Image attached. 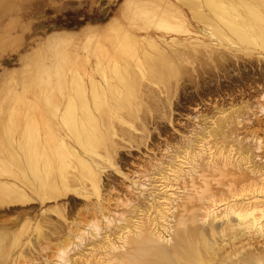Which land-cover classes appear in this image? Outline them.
Returning a JSON list of instances; mask_svg holds the SVG:
<instances>
[{
  "label": "bare ground",
  "instance_id": "1",
  "mask_svg": "<svg viewBox=\"0 0 264 264\" xmlns=\"http://www.w3.org/2000/svg\"><path fill=\"white\" fill-rule=\"evenodd\" d=\"M176 2L189 12L190 18L199 23L209 37L219 43L217 47L222 45L235 51L243 50L245 55L256 51L264 53V0H176ZM164 3L165 0H123L120 9V13L124 16L122 20L113 17L101 26L87 25L78 32L65 29L56 31L21 58L20 76L16 78L15 73L12 72L4 74L0 78V108L3 112L16 118L12 121L5 119L2 120L4 123H0L2 126H0V206L5 203L8 205L6 201L27 202V200H31L29 193L36 195L41 201L52 199L56 204L57 198L65 196V192L72 190L78 195H87L91 192L95 198L93 201H85V203L87 202L92 210L99 209L101 213L100 208L105 207L104 202L108 196L105 197L102 194L105 192L104 189V192H101L100 176L102 174L99 172L103 169L99 168L98 170V166L101 165V161L105 163L104 167L115 166L112 164L114 156L112 155V159L110 153L114 151V145L120 147V142L115 144L118 140L115 141L113 136L122 128L118 127L119 129H117L115 125H124L123 127H125L126 125L130 126L134 118L136 119L134 123L140 120H137V115L140 105L143 104L141 100H144L141 98V94L146 89L150 88L151 92L153 89L147 85L148 82L144 83L143 79H149L156 85L157 83L160 86L162 83L165 85L168 78L180 76L178 73L182 63L187 65L193 63L192 58H189L190 61L187 58L189 52L185 51L186 48L190 49L192 56L193 51L194 55L195 51L196 53L199 50V52L205 50V53L207 51V46H205L206 49H202L204 43L194 40L188 34L180 9H174L176 12L165 10L162 7ZM150 26L173 35L170 38H165L163 35L153 37L147 32ZM135 30L144 33L138 34ZM180 33L187 34L177 36ZM197 47H201V49L197 51ZM217 47H211V49L215 51L218 49ZM220 47L217 51L223 50ZM214 48L216 49L214 50ZM227 49L224 48V50ZM213 51L211 50V53ZM243 51L242 54H244ZM202 52L204 53V51ZM222 52L226 54V51ZM198 54L193 58H196ZM215 54L213 52L212 56ZM205 55L200 54L198 60L208 56ZM228 55L231 54L228 53ZM256 55L259 54L256 53ZM260 56L264 57L263 54ZM214 57L216 58L217 55ZM226 57L228 58V56ZM207 58L209 57L204 58V64H207L205 63ZM198 60L196 61L198 62ZM218 60L217 62H221ZM196 61L194 59V63ZM30 62L36 64L35 71L30 72L31 67H28ZM203 63L202 65H204ZM209 64L213 65L211 62ZM192 65L194 67L196 64ZM189 67L184 69L189 70ZM193 67L190 69H194ZM195 68V70L198 69V67ZM27 72L28 74L30 72V76L33 77L30 82H28V75L24 76ZM186 74L185 76H188ZM190 75L189 77H191ZM189 77L186 78L189 79ZM138 78L144 84L139 86L142 87L139 91L138 85H141V81L138 82ZM171 79L168 80L170 85L172 84V81L169 82ZM18 81L21 83L20 86L22 85L20 90L12 89L11 86H15ZM168 86L169 84L165 87L168 89L170 88ZM161 87L164 88V86ZM142 90L144 91L142 92ZM153 91L157 92L154 89ZM138 94L141 96L140 100H136ZM153 94L158 96L156 93ZM6 96L15 100L16 105L12 106L14 101L9 98L5 99ZM156 97L151 98L152 100L147 99V101L154 100L155 102L158 99ZM3 102L8 104H3ZM246 102L244 101L243 105L246 106ZM151 103L147 106H155ZM158 106L160 105L158 104ZM152 108L149 109L157 111L154 109L155 107ZM256 108L252 109L254 113ZM147 109L145 108V111ZM250 109L248 108L246 113ZM159 110L162 112L161 108ZM259 110L263 111L264 107L262 106ZM238 111V114H242L245 110ZM145 113L143 117H145ZM249 113L248 115H250ZM226 114H224L225 121H221L223 124H226L229 119ZM248 115L243 117L245 121ZM143 117L141 119L145 120ZM238 117V119H234L235 123L238 122L237 120L240 121L241 117ZM130 119V123L127 124ZM256 119L252 118L254 122ZM245 121L243 124L247 126L248 124H245L250 121ZM258 121L256 122L258 123ZM221 122L219 123L222 124ZM227 123L232 125L233 121H231L232 124ZM223 124L222 127L225 128L226 125ZM218 125L216 124V126ZM140 126L142 127V123ZM216 126L215 128L218 129ZM221 131L220 134L223 133ZM120 132V136L126 134L122 129ZM119 134H116V137H119ZM247 134L249 137V132ZM129 135L133 136V134ZM242 139H245L244 135ZM252 141L254 147L249 142L247 145H245L246 142H243L242 146V143L239 142L241 146L239 156L241 160H244L242 163L239 162V159L233 160L228 157L221 150L207 157L204 156L202 139L199 140L195 137L189 138L183 144L182 152L175 151L176 153H172V155L174 154L172 157L165 155L171 157L170 162L169 160L166 162L167 164L164 165L162 163L164 161L152 163V171L149 169V173L146 172L148 175L146 177L149 180L147 178L144 184L143 181H139L141 182L139 183L138 179H131L138 182L141 187L140 195L133 194L140 196L141 199L135 197L132 199V195V200H127L125 197L127 202L120 199L125 205L121 206L118 200L117 208L121 206L124 210L119 211L118 209L115 212L112 209V216H106L103 214L104 212L101 213L98 218L104 220L103 225H100L101 223L97 219L88 223L86 230L90 235L89 243L100 250H94V252H100L101 259L102 256L105 258L102 259L103 261L100 260L109 264H263L264 250L261 253H255L248 249L245 250L244 246L243 250H240L242 247L238 248L236 245L235 251L226 248L229 244L228 241L233 244V241L242 236L246 239L264 238V170L258 169V163L252 161L253 152H255L253 157H256L261 141L258 138H254ZM219 145L222 146V144ZM221 146L219 148H222ZM113 154L115 155V153ZM143 155L151 157L150 154ZM146 156L144 157L148 161ZM213 157L216 159L214 160ZM155 159L153 158V160ZM217 163L220 165L219 168ZM232 168L233 170H231ZM114 169L119 172L118 168ZM201 169H210L213 173L216 171L215 169L223 170L225 174L236 176L233 179L234 183L241 182L245 186L237 188L235 185L236 188H230L232 194L227 193V196L220 200L223 201V211L220 213H217L218 210H215L216 207H214L213 198L216 194H212L208 185L209 172L204 174ZM144 170L147 171V169ZM245 170L248 174H252L249 175L251 179L248 178L247 181H245V176H249L246 175ZM145 171H142V174ZM138 173L140 176L141 171ZM155 173L158 178L156 176L154 179ZM152 175L153 178L150 177ZM143 176L142 179H145ZM150 178L154 183H157V180L160 183L153 184ZM248 180L253 181L249 182ZM135 181L132 183H136ZM87 184L90 187L89 190H87ZM196 185L198 186L196 187ZM174 186L182 187L184 191H174ZM142 190H147L148 194L145 192V195ZM133 191L135 189H132ZM244 191L248 193H244ZM106 193L108 192L106 191ZM200 197L203 200L213 201L204 211L201 206H198ZM2 201L5 203L2 204ZM47 207L49 206L47 205ZM117 211V217L114 218L113 215H116ZM214 220L221 221L219 229L213 225ZM111 223L112 237L109 229ZM53 229L52 231L55 230ZM3 231L0 230L1 234ZM6 231L8 230L4 232ZM10 232H8L9 236ZM17 233L14 230L13 234ZM3 235L7 237V233H3L0 238V264H5V258L9 255L10 250L14 247L17 248L21 243L20 237L13 239L12 237L15 236L13 235L11 237L13 241L9 242L10 238L7 245L4 242H7L6 237ZM41 239L40 241H43ZM27 242L29 241L27 240ZM67 244L70 243H59L52 253L54 258L44 259L43 264H86V261L89 263L90 259L87 260V258L84 262L73 258L75 255H86L81 253L84 245L74 244L76 249L73 254L69 255L65 248ZM18 252V256H23V252L20 250ZM15 259L13 261L16 263L18 259ZM100 260L98 259L99 262ZM102 262L100 264H103ZM95 263L93 262V264ZM17 264L20 263L17 262ZM21 264L36 263L25 258Z\"/></svg>",
  "mask_w": 264,
  "mask_h": 264
},
{
  "label": "rangeland",
  "instance_id": "2",
  "mask_svg": "<svg viewBox=\"0 0 264 264\" xmlns=\"http://www.w3.org/2000/svg\"><path fill=\"white\" fill-rule=\"evenodd\" d=\"M122 1L123 0H0V78L4 74L6 75L12 72L15 73L16 78L20 76L19 70L22 69L21 58L25 54H28L38 43L43 42L48 37V35L53 34L56 31L65 29V30L78 32L87 25L101 26L105 24L106 22H108L113 17H118L122 20V18L124 17L120 13ZM177 3L178 2H176V0H165V3L162 7L165 10L174 11V12H176L174 9L176 8L178 10L180 9L181 14L185 20L184 24L186 26V29L188 30V34L192 36L194 40L204 43L205 45H203L204 47L202 46V49L203 48L206 49L205 46H207V51L208 50L209 51L208 53L207 51L205 53V50H201V52H199L200 50L198 51V49H201V47L200 48L197 47L196 50L198 51L199 54L196 53L195 51V55L198 54V56H196V58H193V56L195 57L194 51H193V56H192L191 54L192 52L190 51V49L186 48L187 49L186 50L184 48L185 51H187V53L188 52L190 53V54L188 53V55L187 53H185L188 56L187 57L188 60L190 61V59L192 58L191 60L193 63H189V64L190 65L196 64V65L193 67V65L190 66L188 64L190 67L194 68L192 70L186 63H182V65L184 64L183 65L184 67L180 65L181 69L189 67V70L188 69L186 70L184 69V70L187 72L188 71L192 72L193 74L191 73V75H190V72L187 73L183 69L182 70L179 69L178 76L179 75L180 76L179 77L176 76L177 78H174V76L170 77L171 74H169L170 76L168 77L173 79V80L171 79L169 82L172 81L171 83L173 85L172 84L170 85V83H168V80L170 78H168L165 81V85L164 83L161 84V86H164V88H162L160 84L158 83L157 85L151 83L149 79L147 80L143 79L144 83L148 82L149 84L147 85L148 86L150 85L149 87L151 88L153 87V89L157 91L155 92L152 89V92H151L149 90L150 88L146 85V87L149 88L148 89L149 92L145 88L147 91L145 90V92H143L144 90H142L143 93L140 91L142 94L139 92V94H141L142 97L138 94L136 97L137 99L135 98L136 100H140L139 97L144 99V100H141V102H143L144 105L141 104L140 102L141 105H140V110L138 111L139 114L137 112L138 114L137 120L139 119L142 120L141 118L143 117L144 113L147 112L145 113V117H143L145 118V120H142V121L139 120L137 121L138 123L137 122L134 123L136 119L134 118V121L133 119L132 121L130 119L129 122H127V124L130 123L131 121L133 122L131 124L132 126L128 125L129 126L128 127L126 125L125 126L126 128L123 127L124 125L123 126L115 125L117 129H119L118 127H122L121 128L122 131L123 132L125 131L124 133H126V134L123 133L124 135L122 134L123 136H120L121 129L119 130V132H117V129H116V132H117L116 134L120 133L119 137H116V134L113 136L114 137L113 139L114 140L116 139L115 141L118 140L115 144H118L120 142V147L119 145L118 147H116L117 145H114V151L110 153V156L112 159H113L112 155L114 156V162H112V164H114L115 166L105 165L106 167H104L105 163H103L102 161L100 163L101 165L98 166V170L99 168L100 169L102 168L104 170V173H102L103 170H100L99 172L102 174V175L100 174L102 177L99 175L101 178L100 180V186L102 187L101 192H104V191L108 192L106 194L105 192L102 193L103 195H105V197L108 196L105 202L103 200L106 208L104 206L100 208L101 213L104 212L103 214L106 216H112L113 210L115 212L118 209L119 211L124 210V208L121 207L122 204L124 203L121 202L120 199L121 200L123 199L125 202H127L126 199L132 200L134 197L137 199L139 198L141 199V197L138 196L140 195L139 192L141 190V187L138 185V182L143 181V184L145 183V180L148 178L146 177L148 176L146 174L149 173L148 170L150 169L152 171L151 166L155 164L156 162L164 161L162 162L164 165L167 164L166 162H168V160L170 162V158L174 156L176 152L177 153L180 151L182 152L183 144L189 138H192V137L199 138V140L202 139L201 143H202L204 156L207 157L211 155L212 153H215L221 150V151H224L228 155V157L232 158L233 160L239 159L240 163L244 162V160H241L239 156L241 146L244 145L245 142H246L245 145H247V143L249 142L252 144L250 145L254 147L252 140L254 138L255 139L258 138L261 141V143H260L259 149L256 152V157H253L255 155V152H253L254 154L252 156L253 158L252 161H255L256 163H258V167H259L258 169H260L261 171L264 170V112H263L264 110L263 111L259 110L262 106L264 107V89H263L264 88V57L260 56L262 54L264 56V53L261 51L260 52L256 51V52L249 53V55L247 53L248 55L247 56L245 55L243 50L242 51L244 54H242L241 50L235 51L233 49H229L228 46L225 47L222 45H219V47L222 46L220 47V49H223L222 51H226V54L222 52L221 50L217 51L219 49V47H217L219 43H216V41L213 40V38L209 37L208 33L202 29L201 25L197 23L194 19L190 18L189 12L182 5L177 4ZM185 18L189 19L190 21L186 20ZM148 28H149L147 29L148 34L152 35L153 37H156L157 35H163L165 38L166 37L170 38V36L173 35L171 33L165 32L163 30H160L152 26ZM135 32L138 34L144 33L140 30H135ZM183 34H187V33H180L177 36H180ZM211 47L212 48L217 47L218 49L214 48V50L215 49L216 50L213 51ZM224 48L225 49L228 48V49L224 50ZM211 50L215 52L216 54L212 56L213 52L211 53ZM202 51H204V53L208 56H206ZM220 51L221 53H219ZM227 52L231 55H228ZM223 53L226 56H228V58ZM256 53L259 55H256ZM200 54L202 56L205 55L206 57H209L207 58L208 60L205 59L206 61L205 63L207 64L203 63L204 58L206 57H204L203 59H199L201 62L198 60V58H200L199 56ZM189 55H191L192 57ZM216 55L217 57L223 56L224 58L223 57H221L220 59L217 57L215 58L214 56ZM194 59L195 61L198 60L199 63L197 61L194 63ZM213 59L215 61H212ZM222 59H224V61H222ZM217 60L221 62H217ZM208 62L209 63L211 62L213 65H210ZM202 63L205 66L202 65ZM35 66L36 64L34 62L29 63L28 67H31L30 72L35 71ZM195 67H198L199 70L198 69L195 70L196 69ZM200 67H201V71H200ZM180 70L181 72L183 71L182 73L184 74H182ZM30 72L29 74L27 72L24 75V76L28 75L27 76L28 82L33 80V77L30 76ZM186 73L188 74V76H185ZM183 75L185 76V78H183L184 77ZM189 75L191 77H189ZM186 77H189V79H187ZM140 81H141V85H138V91L140 90V88H142L139 86L144 85L143 81L140 80V78H138V82ZM174 82H176L177 84ZM20 84L21 83L18 81L17 83H15V86L12 85L11 88L20 90L22 86V85L20 86ZM168 84H169L168 87L170 88L167 89V87L165 86H167ZM153 93L158 94V96L154 95ZM152 96L154 97L157 96L156 98L158 99L160 98V100L157 99L160 102H158L157 100L155 102L154 100L147 101V99L150 100L151 98H154ZM8 98L9 100L12 99L11 97H8V96L5 97V99H8ZM13 101L14 102H12L11 104L12 106L16 105L15 100ZM244 101H247L246 106L243 105ZM148 102L150 103L153 102L154 104L153 103L151 104L155 106L150 105V107H148L147 105L150 104ZM156 102L158 103L155 104ZM3 104H8V103L3 102ZM158 104L160 106H158ZM248 104L250 105V107ZM143 106L145 107L143 108ZM151 107L153 108L155 107L154 109H156L157 111L155 112V110L153 111L149 109ZM159 107L161 108L164 114L160 112ZM145 108L147 109V111H145ZM241 108L245 111H243L244 113L242 112V114H238L237 112H239L238 110L241 111L242 110ZM248 108L249 109L251 108V109L250 111H247L246 113V110H248ZM255 108H256L255 113L257 115L253 111L255 110ZM248 113L250 115H248ZM260 113L261 114L263 113V114L261 115ZM224 114H226L227 118H229L227 119L228 120L227 122L232 124L231 121H233L232 125H229L227 122L226 124H223L221 122V121L223 122L225 121ZM244 114L248 115L246 116V121L244 119L245 118ZM235 115L237 116L235 117ZM138 116L139 117L141 116V117L139 118ZM238 116H240L241 118L243 117L244 118L243 119L240 118V121L237 120L238 122L235 123L236 120L234 122V119H236ZM0 117H1L0 123H4L2 120H5V119L6 120L8 119V121L16 120L15 116H10L9 113L3 112L2 108H0ZM125 117L127 118L126 115ZM252 118H257L256 121L259 120L258 123L256 121L255 123L254 122L255 119L252 120ZM244 121L245 122L250 121V122L245 124V125L248 124L247 126H244L243 124ZM219 122H221L224 126L226 125L227 126V127L225 126L226 129L222 127V124H220ZM141 123H142V127L140 126ZM216 124L217 125L219 124L220 128H219V125L216 126ZM215 126L218 127V129H216ZM127 129L128 130L131 129V130L128 131ZM213 130L214 131L222 130L223 133L221 131L222 134H220L219 133L220 131L214 132ZM248 132H249V137L247 134ZM129 134H133V136ZM242 134L244 135L245 139L241 140V138L243 137ZM128 135L131 136L130 139ZM127 138L129 140H126ZM246 138H247V141H246ZM120 139L123 141L121 142ZM239 142L242 143L241 146ZM219 144H222V146ZM219 146H221L222 148H219ZM113 153H115V155ZM172 153L174 154L172 155ZM143 154H148V155L150 154L149 156L151 157L154 156L153 158L154 159L156 158V159L153 160V158L151 159V157H148ZM165 155H169L171 157L169 156L167 157ZM144 156H146V158L148 157V161L147 159H145ZM215 159L216 158H214V160ZM138 162L140 165L138 164ZM219 167L220 165H218V168ZM114 168H118L119 172H116L117 170ZM144 169H147V171H145ZM215 170H214L215 172L213 173L210 169H207V170L201 169V171L204 172V174H207L209 172L208 175L210 177L207 176L209 178L208 185L212 191V194H216L213 198V201L215 203L214 207H216L215 210H218L217 213H220L223 211L222 210L223 201H220V200H223V198L227 196L226 195L227 193L232 194L230 192V188L232 187L238 188L239 186L241 187H245V186L242 185L241 182L239 184H236L238 182L236 183L233 182V179L236 176L225 174V171L223 170H218V169H215ZM231 170H233V168ZM138 171L139 172L141 171L140 176H139ZM142 171H145L143 173L145 177L143 176ZM221 171L224 173H222ZM155 174H154V179L156 178V176L158 178L157 173ZM246 175L249 176L252 174L247 173ZM142 176L145 179H142ZM150 177L153 178V175ZM245 177H244L245 181H247L246 179L248 178L251 179L250 176L249 177L245 176ZM134 178L138 179L137 180L138 182H136L135 180H131ZM151 178H150V181L153 182ZM133 181H135L136 183H132ZM248 181L252 182L253 180H248ZM156 182L157 183L153 182V184L158 185L160 183L158 182V180ZM121 184L123 187L120 186ZM150 185L148 186L150 187ZM197 186L198 185H196V187ZM127 187L130 189L128 190ZM89 188L90 187L87 184V190H89ZM132 189L133 190L135 189V191L132 192ZM124 191H125V194H124ZM174 191L182 192L184 190L182 187L174 186ZM142 192L145 194V192L147 193V190H142ZM129 193H132V194H129ZM244 193H248V192L244 191ZM65 194H66L65 196L62 195L61 197L57 198L56 204L54 200L52 199L41 201L38 197H36V195L31 194V193H29V196L31 195L30 196L31 200L29 201L27 200V202L25 201L24 203H21L19 201H16V202L6 201L8 204L6 205V203L2 201V204L5 203L4 204L5 206L4 205L0 206V230L1 231L8 230L6 232L4 231L2 232V234L7 233L8 238L5 235H3L6 237L7 242L13 235H15L12 237L13 239L19 236L21 240V243L18 244L17 248L14 247V249L12 248L10 250L11 254L9 253L7 258H5V264H11V263L17 264V262L21 264L22 260L25 258L31 260L32 263L43 264L44 259L54 258L52 253L53 251H55L59 243L61 244L70 243V244L65 245V248L68 251L69 255L73 254V252L76 249L74 244L84 245L83 250H81V253H85L86 255H75L73 258L80 259L83 262L87 258V260L90 259V261L89 263L88 261H86V264H93V262H96L95 264H97L98 259L99 260L101 259L100 257L101 254L100 252H98L100 250L99 248L93 247V244L89 243L91 241L90 235L86 229H87L88 223L91 220L97 219L98 222L101 223L100 225H103L104 220L102 218H98V216L101 215L99 209H97L99 211L96 212L97 210L96 211L92 210V207L89 206L87 202L85 203V201H91V200L93 201L95 197L94 195H92L91 192L87 193V195H78L76 192L72 190L65 192ZM133 194H138V195H133ZM131 195H132V199H131ZM107 201L108 203H106ZM117 201L118 203L121 204V206L119 205L120 208L119 207L117 208L118 206V203L116 204ZM213 201L203 200L200 197V201H199L200 205L198 204V206H201L202 211H204V209H206L208 205H211ZM197 203H198V200H197ZM86 204L89 206V208ZM0 205H1V202H0ZM47 205L49 207H47ZM117 214H118V211L116 215H113V217L116 218ZM220 220H214L213 222V225L215 226L216 229L217 228L219 229L218 226H220L221 224ZM205 225L206 227H208L207 224ZM52 226L55 227V228L53 227L55 230L52 228ZM110 226H111L109 228L110 235L112 237V223L110 224ZM52 229L54 231H52ZM101 229L104 230L103 227H101ZM14 230L16 231V233L18 231V233L13 234ZM43 231L45 233L44 235H43ZM8 232H10L11 234L10 236L8 235L9 234ZM41 232L42 234H40ZM1 235H0V238H2ZM39 235L41 236L43 235V236L41 237ZM38 236H39V241L37 239ZM12 238L9 240V242L13 241ZM40 238H42L43 241H46V242L40 241ZM27 240L29 242H27ZM4 242L7 245L9 244V242L8 243L6 241ZM38 242H42V243L40 244ZM228 242L229 244L226 246V248H228L230 251H233L232 249H234L235 251L236 247L238 248L242 247V249L240 250H243V246L245 250L248 249L255 253H258V252L261 253L264 250V238L262 237H258V238L253 237L250 239H246L244 236H242L238 238L237 240L233 241V244L231 241H228ZM19 250L23 252L22 254L23 256L21 257L18 256ZM94 250H98V251L94 252ZM95 253H96V256H98L99 258L95 256ZM15 258L20 261L17 260L15 263V261H13ZM102 259L103 260L105 259L104 256H102ZM101 260L100 262L103 261ZM100 262L98 261V264H100ZM103 264H109V263H105L104 261Z\"/></svg>",
  "mask_w": 264,
  "mask_h": 264
}]
</instances>
